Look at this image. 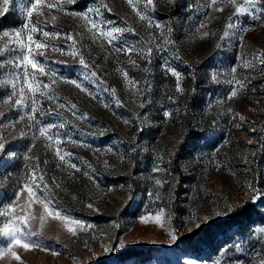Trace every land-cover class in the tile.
Returning <instances> with one entry per match:
<instances>
[{"label": "rangeland", "instance_id": "rangeland-1", "mask_svg": "<svg viewBox=\"0 0 264 264\" xmlns=\"http://www.w3.org/2000/svg\"><path fill=\"white\" fill-rule=\"evenodd\" d=\"M243 2L216 0L213 5L211 0H153L147 5V0H132V4L128 0H43L28 18V0H10L9 11L0 15V61L19 56L8 51L20 47L15 32L21 31L27 43L29 33L24 25L37 26L34 40L49 47L36 49L33 44L32 51L37 60L47 61L46 73L30 65L27 68L35 72L41 88L43 84L50 87L45 95L35 94L39 110L35 120L29 121L30 101L27 109L15 106L21 88L24 95H32L23 83V67L6 64L0 70V136L6 145L0 154L6 159L0 163V211L20 192L13 215L26 217L28 227L40 234L32 239H39L48 251L14 246L12 251L21 260L8 253L0 264H113L123 249L147 245L157 249L147 262L135 258L119 264H215L217 260L260 264L264 233L258 229L264 223L236 235L232 234L237 227L230 229V237L215 253L196 254L175 246L196 227L264 197V15L258 10L257 18L234 16L236 6ZM100 4L107 5L100 8L102 19L125 29L114 33L115 39L100 36L83 16ZM138 12L146 18L142 20ZM232 22L237 26L221 39ZM4 31L10 35L4 37ZM43 31L59 35L44 37ZM129 45L135 50L124 51ZM147 48L153 50L150 57L140 54ZM41 51L44 56L38 54ZM165 61L181 73L182 92L177 91L176 77L163 68ZM213 71L218 83L210 78ZM189 76L200 81L194 125L204 138L178 158L184 134L180 108L188 98L184 82ZM13 83L16 95L4 103L12 95ZM233 90L237 96L229 98ZM165 111L171 117H165ZM22 115L25 119L20 120ZM143 120L147 123L142 124ZM61 123L64 128L58 127ZM49 124L57 127L47 135L58 134L60 144L39 135V128ZM57 149L65 156L63 161ZM175 158L183 177L175 172ZM73 163L78 171L70 167ZM157 164L166 171L153 172ZM37 165V176L43 175L56 207L82 221L83 230L71 223L66 227L27 191H21ZM156 179L162 184L157 185ZM258 210L264 215V206ZM6 219L10 217H0V227ZM68 227L75 229V236ZM10 242L0 236V251ZM106 247L111 250L105 251ZM53 251L59 255L53 256Z\"/></svg>", "mask_w": 264, "mask_h": 264}, {"label": "snow or ice", "instance_id": "snow-or-ice-1", "mask_svg": "<svg viewBox=\"0 0 264 264\" xmlns=\"http://www.w3.org/2000/svg\"><path fill=\"white\" fill-rule=\"evenodd\" d=\"M30 7H26V13H27V17L31 18L33 16V13L38 9V7L43 5V0H28ZM230 2L232 4H236V0H230ZM10 3V0H2V4H0V15H3L4 13L8 12V4ZM129 4H132V0H128ZM211 3L213 5L216 4V0H211ZM153 4V0H147V5H152ZM146 5V6H147ZM47 7L51 8L53 7V5H47ZM107 8V5H97V7L95 9H90L88 12L83 13L84 18L86 19L87 23L91 25V29H95L96 32L99 33L100 36L103 37H111L113 39H115L114 37V33H122L125 31V29H122L120 27H115V26H110L111 22L110 21H105L102 19V13L100 12V8ZM134 10H135V6H134ZM218 11H222L223 9H217ZM260 11L262 15H264V0H244V2L238 6H236L235 8V13L234 16H239V15H253V18H257L256 17V12ZM91 13V15H90ZM138 15H140V18L143 20L145 19V15L140 14L139 12L137 13ZM40 15H43V12H40ZM72 15L74 16H79L81 15L80 13H76L73 12ZM231 19V18H230ZM237 26V24L235 22L229 23L227 25V29L224 33H223V37L221 39L227 38L230 35V31L231 29L235 28ZM156 27H160V25H156ZM201 27H204V25H201ZM24 28L27 29L28 31V35H27V43H25V40L23 38V34L21 31H17L15 32V37L16 39V43H18L20 45V47L17 48H12V49H8L9 52H17L19 53V56L17 57H13L11 59H7L6 61H0V70H3L4 67L7 65H12L14 68L16 69H20L23 67V83L27 85L28 87V91L32 94L30 97L24 95V89L21 88L20 89V98L15 99V106L17 108V110L20 107H24L25 109L29 108V101L31 103V109L30 112L31 114H26L27 115V119L29 121H34L35 120V113L39 110L36 105H37V100L35 99V94L37 92H40L41 95H45L46 92L44 91L45 89H48L50 87V85L48 84H43L42 88H41V82L38 81L36 79L35 76V72H29L27 66H31V68L33 70H38L39 73L41 74H45L46 73V69H45V64L47 63V61L45 62H40L39 60H37L35 58V55L33 54L32 51V45H35L36 49H45L47 47H49L48 44L46 43H42L40 41L34 40L32 33H36L38 31V27L37 26H30V25H24ZM107 28V30H105ZM169 31H171V29H169ZM243 31V29H242ZM43 36L44 37H49L50 35H59V33H52L50 34L48 31H43ZM10 35L9 32L4 31L3 32V36L4 37H8ZM204 35H208V33H204ZM69 39H71L72 37L69 36ZM111 42V41H109ZM174 43V42H173ZM55 51H62L61 49H54ZM118 52L121 51V48H117L116 49ZM124 51H128L131 52L133 50H135V46L134 45H129L127 46L125 49H123ZM2 51V50H0ZM152 48H147V49H141L140 50V54L141 55H145L150 57L152 54ZM40 56H44L45 53L43 51L38 53ZM18 61V62H17ZM262 63H264V59H262L261 61ZM80 63L82 65H84L85 68L88 67V65L85 63L84 59L81 58L80 59ZM133 63H135L133 61ZM163 68L166 70V72L171 73L172 76L176 77L177 79V91L178 92H182L183 89L180 87V78H181V73L178 72L175 68L171 67L167 61H165ZM47 71H52L51 69H48ZM236 71L235 68L232 69V72L234 73ZM127 74L125 73V76ZM91 76L95 77L96 73L92 72ZM20 78V74L17 73L16 74V79ZM210 78L212 81L214 82H219L218 81V75L217 72L213 71L210 73ZM70 83L75 84V86L77 88H82V85L80 83H77L76 81H69ZM236 83L240 86V88H243L244 85L240 82V81H236ZM83 90V89H82ZM113 94H115L113 92ZM16 95V85L15 83L12 84V95L9 96L6 100H4V103H9L12 100V97ZM237 96V90H233L230 93V97H236ZM51 99V97H49ZM117 103H119V101H117ZM144 105L141 104V107H143ZM61 107H63V105H61ZM73 108H75V105H72ZM3 113H0V116H2ZM172 113L165 111L164 116L165 117H171ZM20 120L25 119V116H20L19 117ZM241 120H243L244 118L241 116L240 117ZM129 121L125 120V123H128ZM147 121L143 120L142 124H146ZM57 125L55 124H49L47 126H41L39 128V135L44 137L46 136L50 129L52 128H56ZM59 128H64L65 124L61 123L58 125ZM140 130H143V128H141ZM58 137V134L56 135V137L51 136V135H47V139L49 140H55L56 144H60L61 140ZM249 143H251V141H249ZM5 142L3 141V137L0 136V154H3L5 152ZM132 151H135V149H131ZM108 151H112L111 148L108 149ZM57 155L59 156L60 160H64L65 156L64 155H60V151L59 149H57ZM123 159V157H121ZM70 167H72L73 169H77L76 164H71ZM37 168L38 165L32 169L31 171V175H30V179L28 183H25L23 188L21 189V191H27L29 197H34L36 201H38L41 205H43L44 211L48 213L49 216H53L56 219H60L62 221L65 222V226L67 227L68 223L77 225L81 228V230L84 229V224L82 221L78 220V219H73L71 217V215L67 214L64 210L62 209H58L56 207V205L54 204V201L52 200L51 196H50V190L48 189V185L47 183H44V177L43 175H39V177L37 176ZM79 169H77L78 171ZM159 171H166L165 169H161L159 167V165L157 164L154 168H153V172H159ZM155 183L157 185H161L162 181L159 179L155 180ZM163 183H168V181H164ZM41 184H43V188H41ZM34 189L36 190H40L43 192V195H36V191H34ZM255 191V190H254ZM20 199V192L16 193L15 196V200L8 205V207L4 210V211H0V217H5V218H9L10 219H6L5 222H3V226L0 227V236L2 237H7L10 239V243L7 245V247L4 249V251H0V258H3L4 255L10 253L17 261H20L21 258L19 255H17L16 252L12 251L14 246H19L22 247L25 250L28 249H36V248H40L44 251H48V249L42 244V242L39 239L33 240V237H39V233L32 231L30 227H28L27 225V219L24 216H16L13 215V212L15 211L14 205L15 202L18 201ZM88 207H93V205L90 203L88 205ZM34 218V217H33ZM142 220L147 219L146 217H141ZM157 220H159V215L157 216ZM20 221L24 227H21L20 224H17L16 222ZM40 221H41V227H43V223H44V216L41 215L40 216ZM87 227L91 228V225H88ZM68 231L75 236L76 235V231L74 228L72 227H68ZM258 231L260 233H264V228H260L258 229ZM121 246L122 243H121ZM111 249L109 248H105V251H109ZM241 248L239 245H236V251H240ZM53 256H57L59 255L58 252L53 251L51 253ZM215 264H222L221 260H217L215 262ZM237 264H239V262H237ZM260 264H264V259L260 260Z\"/></svg>", "mask_w": 264, "mask_h": 264}, {"label": "trees", "instance_id": "trees-1", "mask_svg": "<svg viewBox=\"0 0 264 264\" xmlns=\"http://www.w3.org/2000/svg\"><path fill=\"white\" fill-rule=\"evenodd\" d=\"M7 17H4V19ZM12 22L11 18L7 22ZM186 94L188 96L185 104L180 108V122L184 129L183 137L178 145L177 157L180 158L184 150H191L196 148L204 138L202 131L195 128L194 125V109L199 101L200 81L193 79L191 76L186 78L184 82ZM178 158L174 159L175 172L183 177L181 167L178 164ZM5 156L0 157V163L4 162ZM7 187H11L8 183ZM2 189H0V194ZM264 206V197L256 202H246L238 205L227 216L208 222L207 224L196 227L189 233H186L175 243L176 249H187L193 253H202L204 250H209L212 253L224 243L226 237H230L228 231L237 227V233L246 232L254 225L264 223V215H262L258 208ZM231 235V236H232ZM154 247L147 246H129L117 255V260L113 264L124 263L128 260L140 258L141 262H147L151 255L156 252ZM208 255V254H207ZM91 264H107L105 261H96Z\"/></svg>", "mask_w": 264, "mask_h": 264}]
</instances>
